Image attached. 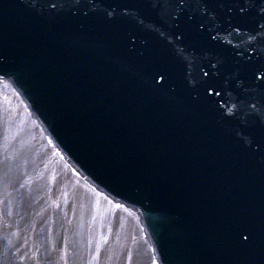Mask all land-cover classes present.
<instances>
[{"label":"water","instance_id":"obj_1","mask_svg":"<svg viewBox=\"0 0 264 264\" xmlns=\"http://www.w3.org/2000/svg\"><path fill=\"white\" fill-rule=\"evenodd\" d=\"M261 76L264 0H0V80L163 264H264Z\"/></svg>","mask_w":264,"mask_h":264},{"label":"rangeland","instance_id":"obj_2","mask_svg":"<svg viewBox=\"0 0 264 264\" xmlns=\"http://www.w3.org/2000/svg\"><path fill=\"white\" fill-rule=\"evenodd\" d=\"M15 102L12 88L1 85L0 264H34V248L42 254L40 264H89L96 231L101 236L103 232L106 240L117 212L102 216L95 205L103 208L105 200L78 183L65 190L63 196L56 194L67 168L53 155L29 114L17 102L15 107ZM67 211L71 212L69 219ZM135 227L132 217L126 216L118 240L121 243L117 245V262L130 242L128 232L137 234ZM57 238L64 241L60 256L56 252ZM7 240L9 245L4 249L2 241ZM131 244L134 253L130 256L139 257L138 262L133 257L127 259L129 264H140L151 257L140 236L137 243ZM98 252L94 254L96 261Z\"/></svg>","mask_w":264,"mask_h":264},{"label":"bare ground","instance_id":"obj_3","mask_svg":"<svg viewBox=\"0 0 264 264\" xmlns=\"http://www.w3.org/2000/svg\"><path fill=\"white\" fill-rule=\"evenodd\" d=\"M68 173H67V177H66V180L67 181H70V178L68 177ZM70 176V175H69ZM64 181H65V179H64ZM80 182H82V184L83 185H86V187H88L87 186V184L85 183V180L84 179H82V178H80ZM89 188V187H88ZM119 208V207H118ZM126 213H129V214H131L139 223H140V221H139V219L137 218V216L133 213V212H131V211H129L128 209H125V208H121L120 207V209L118 210V216H121V217H117V227H116V229H115V231L114 232H118V228H119V225H120V223H122L123 222V217H124V215H126ZM139 225V224H138ZM139 228L137 227V230H138ZM143 230H140L139 232L138 231H136L137 232V235H135L134 233L130 236V239H131V241H135V240H137L139 237V235H141ZM59 242H61V243H63V240H59ZM115 242H117V239H116V234H112L111 235V237H110V243L108 244V249H107V252L105 251V254H103L104 255V261L106 262V263H108V261H109V258H107V257H109V252H111L112 251V249H113V245L115 244ZM131 248V243L129 242L128 243V245H127V249H126V253H125V256H126V254H127V252H129V254H130V251H129V249ZM57 250H59V248H57ZM33 257L35 258V260H34V264H40V262H41V255H40V251L38 250L37 251V249L36 250H34V252H33ZM121 264H125L124 262H122ZM145 264H151V261L149 262V263H145Z\"/></svg>","mask_w":264,"mask_h":264},{"label":"snow or ice","instance_id":"obj_4","mask_svg":"<svg viewBox=\"0 0 264 264\" xmlns=\"http://www.w3.org/2000/svg\"><path fill=\"white\" fill-rule=\"evenodd\" d=\"M53 7H55V5H53ZM240 11H241V12H244L245 9H244V8H241ZM237 31H239V29H237ZM204 75L207 76L208 73H207V72H204ZM258 78H259V79H264V76H261V77H258ZM161 79H162V77H161ZM118 207H119V206H118ZM242 239H243L244 241H247V240H248V236L242 234Z\"/></svg>","mask_w":264,"mask_h":264}]
</instances>
